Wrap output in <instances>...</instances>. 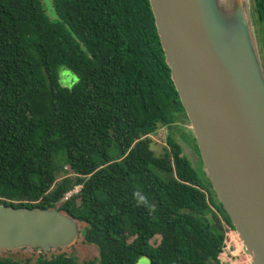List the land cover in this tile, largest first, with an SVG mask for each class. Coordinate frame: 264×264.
<instances>
[{"label":"trees","instance_id":"trees-1","mask_svg":"<svg viewBox=\"0 0 264 264\" xmlns=\"http://www.w3.org/2000/svg\"><path fill=\"white\" fill-rule=\"evenodd\" d=\"M48 1L51 15L44 0H0V204L68 215L96 255L0 264H219L233 227L172 137L188 120L148 0ZM250 4L264 70V0ZM59 69L77 81L60 86ZM179 138L199 156L190 131Z\"/></svg>","mask_w":264,"mask_h":264},{"label":"water","instance_id":"water-1","mask_svg":"<svg viewBox=\"0 0 264 264\" xmlns=\"http://www.w3.org/2000/svg\"><path fill=\"white\" fill-rule=\"evenodd\" d=\"M148 3L203 172L251 264H264V70L250 0ZM82 238L56 209L0 204V253H73Z\"/></svg>","mask_w":264,"mask_h":264},{"label":"rangeland","instance_id":"rangeland-1","mask_svg":"<svg viewBox=\"0 0 264 264\" xmlns=\"http://www.w3.org/2000/svg\"><path fill=\"white\" fill-rule=\"evenodd\" d=\"M45 8L48 9V11L50 12V4L48 0H45ZM251 14H252V18L253 20H255L254 15H253V11L251 8ZM77 81L76 76L66 70V69H59L58 71V83L60 86L62 87H70L71 85H73L75 82ZM189 124H183V125H175L174 129L172 130V137L182 146L184 153H186L187 157H189V159L191 160V164L193 166H195L198 169H201V165L199 164V161H196L195 156L193 155L191 148L188 147L183 141L180 140L179 138V134L181 132H184L186 134H188L189 132ZM168 134V129L165 127H160L157 129L155 135L152 136V146L151 149H153L154 153L156 155H160L161 151H162V147H164L165 145V140H166V135ZM83 247V248H82ZM85 248V249H84ZM76 252H73L72 254L76 253V256H78L80 259H85V260H89V259H93L95 257V252L93 250V247L91 246H86V245H79L77 246ZM56 253V252H55ZM53 253V254H55ZM64 253L67 254H71L69 253V250L64 251ZM37 253L34 252H30L29 250H24V251H13V252H4V253H0V257L2 256H9L12 258H16V259H20L22 260L23 258H28V257H33L35 256ZM46 256L50 255V254H44ZM135 264H150V261L145 258V257H139L136 261Z\"/></svg>","mask_w":264,"mask_h":264},{"label":"built area","instance_id":"built-area-1","mask_svg":"<svg viewBox=\"0 0 264 264\" xmlns=\"http://www.w3.org/2000/svg\"><path fill=\"white\" fill-rule=\"evenodd\" d=\"M79 190L80 186L73 187L71 191L65 194L63 200L65 201L71 195L77 194ZM218 262L219 264H251L247 254L237 240L234 230L227 226L224 227V239L221 252L218 255Z\"/></svg>","mask_w":264,"mask_h":264},{"label":"flooded vegetation","instance_id":"flooded-vegetation-1","mask_svg":"<svg viewBox=\"0 0 264 264\" xmlns=\"http://www.w3.org/2000/svg\"><path fill=\"white\" fill-rule=\"evenodd\" d=\"M252 11H253V9H252ZM254 15V14H253ZM255 18V17H254ZM191 148V147H190ZM191 151H192V153H193V155L195 156V158H196V161L198 162L199 161V164L201 165V160H200V156H197L195 153H194V151L192 150V148H191ZM199 155V154H198ZM200 168H202V165H201V167ZM203 170V169H202Z\"/></svg>","mask_w":264,"mask_h":264}]
</instances>
